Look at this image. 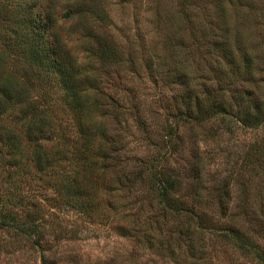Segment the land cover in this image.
I'll use <instances>...</instances> for the list:
<instances>
[{"label":"rangeland","instance_id":"374dc122","mask_svg":"<svg viewBox=\"0 0 264 264\" xmlns=\"http://www.w3.org/2000/svg\"><path fill=\"white\" fill-rule=\"evenodd\" d=\"M69 2L39 0L40 12L98 90L74 114L57 86L33 83L43 171L31 112L0 116V264H264L252 252L264 253V0H83L66 20ZM12 6L0 1V23ZM90 40L110 44L111 64ZM3 46L0 76L24 75ZM166 177L191 213L159 202Z\"/></svg>","mask_w":264,"mask_h":264},{"label":"trees","instance_id":"16d2710c","mask_svg":"<svg viewBox=\"0 0 264 264\" xmlns=\"http://www.w3.org/2000/svg\"><path fill=\"white\" fill-rule=\"evenodd\" d=\"M5 1H11L13 4L11 13L16 19L7 23H0V36L4 45L3 50L8 51V53L13 52L16 55V58L12 62H22L24 75L15 77L14 73L8 71L3 76H0V116L5 114L9 108L18 105L22 106L23 110L31 112V119L29 117L25 131L30 140L34 139L32 141V150L35 154V165L40 171H43L48 165V159H43L42 157L41 149L43 147L40 143L41 139L38 137L35 140L34 137V131H39L40 127H36L38 119L34 120L36 105L30 94V90L34 85L33 83L40 86V84L51 82L57 86L61 92L60 97L63 104L69 111L75 114L84 106L89 92L98 90V83L100 81L97 77L94 79L91 77L92 73L90 70L83 69L81 64H77L75 60L71 59L63 41L53 37L52 28L55 25L54 20L45 13L44 9L40 12L41 3L39 4V0ZM44 2L46 4L47 0H44ZM80 3H83V0H70L65 13L66 20L71 19L75 14L78 17L83 15L82 12L85 8L81 7ZM90 22L92 24L91 28H94L93 24L96 21L92 18ZM90 31L94 35V31L91 29ZM110 47L109 43L106 44L105 41L100 40L97 42L87 41L86 45V49L90 54L92 51V58L101 65L112 63ZM97 100V98L93 99L96 107L98 101H100ZM199 102L198 97L195 100L196 106H199ZM23 113L27 114V111H23ZM81 132L83 134V129ZM102 134L105 133L102 131ZM4 138L8 141L9 135L6 133ZM97 150L99 153L100 150H103L100 143L97 145ZM72 183V181L70 183L66 182L68 185L63 183L62 186H65L67 195L76 197L81 193V189L79 186L72 189L69 186ZM177 186L179 184H173L167 177L163 179L162 184H156L154 188L157 190V195L160 198H158L159 202H162L166 208L173 206V209H177L179 207V209L191 213L194 207L192 203L188 205L185 199L170 194L173 187ZM219 205L221 208L223 207L222 201H219ZM220 210L222 211V209ZM201 224V219L199 218L196 224L187 225V232L189 234L187 250L189 252H193L196 249L195 244H193L195 241L192 237L197 232V229L200 230ZM225 230L226 234L230 233L231 239L234 240L237 248L251 249L250 238L239 229L229 225ZM252 252L264 263L263 252L259 253L256 249Z\"/></svg>","mask_w":264,"mask_h":264}]
</instances>
